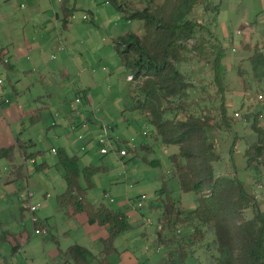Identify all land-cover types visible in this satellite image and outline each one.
Here are the masks:
<instances>
[{
	"label": "rangeland",
	"instance_id": "374dc122",
	"mask_svg": "<svg viewBox=\"0 0 264 264\" xmlns=\"http://www.w3.org/2000/svg\"><path fill=\"white\" fill-rule=\"evenodd\" d=\"M161 1L126 0L129 8L138 9ZM220 1V11L213 31L217 40L226 48V56H230L233 54L231 49L239 50L241 36L237 35V32L245 31L241 23L245 22V25H248L253 20V0ZM21 3L25 5L24 0H14L11 10L21 12ZM53 4L58 5L57 12L61 22L60 3L58 0H53ZM66 4L72 10L66 25V51L68 52L66 68L69 74L63 77L58 70L52 71L47 74L43 87L40 83L34 82L36 75H24L22 84H26L27 79H32L34 85L30 86L28 90L30 92H24L19 98L22 102L30 103L31 98L37 99L35 95L37 90L43 95L46 90H49V93L53 92L54 95L49 97V102L53 104L54 109L60 103L65 106L66 122L62 121L64 115L61 113L59 115V111L56 112L57 109H55L51 114L43 112L37 123L28 121L24 125L27 127L24 136H29L27 135L29 132L36 141L35 145L27 149L36 154L39 152L36 155L37 163L49 164V168L44 172H38L34 170V164L29 162V159L26 162L29 177L39 182V185L30 190L32 196L34 194L33 197L31 196V201L40 203L33 214L29 210L20 209L23 204L21 199L24 198H21L20 192H17L18 195L15 193L13 189L15 185L9 179L10 174H8L9 180L4 179L7 162L5 159H0V264H57L61 258H56V254H59L60 250H65L68 243L73 242L70 241L71 234L66 236L68 226L66 210L57 205V196L66 188L64 168L58 163L56 156L50 152L51 145L65 148L70 155L76 153L79 156L78 166L81 170L87 166L94 167L89 175L91 187L86 190L87 199L90 202L96 205L104 203L113 209L122 210L130 217L129 231L124 232L115 241V247L118 248L119 253L128 256L129 259L132 257L134 264H170L166 247L157 250L152 245L153 239L157 236L158 217L161 213L158 206L162 202V198L159 197L160 200L157 198L156 192L165 186L168 189L171 188V195L179 201L177 205L186 211L196 207L198 195L193 192H181L178 189V182L173 176L170 161V155L177 153L178 147L162 145L154 125L134 106L130 96V89L133 86L129 78L130 70L123 65L114 50V40L126 32L142 34V21H128L105 0H66ZM47 12H49L48 16L55 17L52 8ZM83 14L88 15V19H82ZM191 16L204 26L209 24L211 17L203 11L201 5L194 8ZM40 17L39 13L33 15L27 26L28 34L35 32L37 38H39L37 31L39 27H42V24L36 25L40 23ZM113 18H118L120 25H117V20ZM257 20V25L252 32L253 41L258 40L264 32V11L259 14ZM4 24L14 27L8 22ZM1 44L4 43L1 42ZM52 54L56 56L54 51L50 56ZM49 60L51 61L50 58ZM178 67L194 85L188 97L189 109L195 113L211 111L217 116L220 95L213 85V72L210 65L204 61H198L189 54L186 60L178 64ZM50 78L55 82H52ZM247 84L250 86L249 82ZM86 86L88 88H84ZM252 90L254 98L245 99L248 104H241L242 99L231 98L225 93L228 113L234 120L229 130L211 132L219 155L213 165L216 174L237 176L252 186L254 200L259 209L264 211V160L260 171L262 176L256 175L253 169H244V150L256 138L244 114L260 109L264 98L263 95L262 98L257 96L262 93L261 90L255 88ZM231 95L234 96L232 90ZM78 97L81 99L82 108L81 111L78 110L79 114L75 110L77 115L70 110L69 103H74L73 101ZM5 99L9 102V98L3 99V102L7 104ZM40 99L48 101L47 96ZM235 113H238V116H235ZM77 121L82 123L72 132L69 125ZM260 123L264 127V113L260 117ZM235 136L240 138L235 142L232 152L230 147ZM101 139L106 140L104 146L109 149V152L104 155L98 151ZM107 139L110 140V144ZM118 143L121 148L126 149V156L120 157L114 153L113 150L118 149ZM81 174H83L82 171ZM79 181L82 187L87 186L83 175H80ZM45 192H48V197L43 196ZM141 194H144L146 198L143 200V207L137 209L135 204L139 201ZM251 215V209L245 211L246 217L249 218ZM32 217L39 224V220L43 221L45 227L39 225L37 227L44 230L42 234L34 232ZM162 232L164 234V231ZM149 236L152 239H149ZM79 240L86 245L80 237ZM17 241L20 246L16 252L11 253V247ZM207 241H210L209 237ZM187 248L193 253L187 257L186 264L210 263L208 258L214 253L212 247L203 244L187 245ZM50 249L57 251L53 257ZM117 254L115 251L109 255L110 262L119 261Z\"/></svg>",
	"mask_w": 264,
	"mask_h": 264
},
{
	"label": "trees",
	"instance_id": "16d2710c",
	"mask_svg": "<svg viewBox=\"0 0 264 264\" xmlns=\"http://www.w3.org/2000/svg\"><path fill=\"white\" fill-rule=\"evenodd\" d=\"M105 1L128 21H142V34L127 32L114 40V50L123 65L130 70L133 82L130 96L134 106L154 125L162 145L178 147V152L170 155L171 170L177 179L178 189L198 195L196 207L186 211L177 205L179 201L171 195V188L165 186L156 192L162 202L158 206L161 213L157 236L152 245L157 250L166 247L170 264H186L187 257L193 253L187 245L203 244L214 251L208 258L209 264H264V211L259 209L254 200L252 186L237 176L216 174L214 171L213 164L219 155L211 132L229 130L234 120L228 113L225 98L226 48L213 31L220 0H162L141 9L129 8L126 0ZM197 5H201L203 11L211 15L206 26L191 16ZM61 10L65 26L72 14L66 0L61 1ZM189 54L211 67L213 85L220 95L217 116L211 111L195 113L189 109L188 97L194 85L178 67ZM248 60L249 72L237 66L238 79L244 90L251 88L252 80L264 79V53L255 49ZM247 82L250 86L246 85ZM260 115L259 111L244 114L256 135L255 140L244 150V169H253L256 175L262 176L264 127L260 123ZM239 138L235 136L230 147L232 152ZM33 145L35 142L31 139L21 141L16 137V147H0V159H5L10 167L4 179L12 180L11 183L17 189L25 185L26 164L15 162V152L27 162V159L39 154L29 152L27 147ZM117 148L121 149L119 143ZM55 149L54 155L64 168L66 184L64 192L57 196L58 207L64 210L70 207L76 213L83 212L90 224H97L107 231L99 256L78 244L69 246L65 254L74 264H90L96 258L100 264H109L108 257L116 250V239L130 228L129 216L104 203L96 205L90 202L86 190L91 187L89 175L94 167L87 166L81 170L76 153L70 155L63 147ZM46 164L40 163L34 170L48 167ZM80 175L87 181L85 188L80 185ZM21 200L23 205L20 209L29 210L28 203H25L28 200ZM248 209L252 210L249 218L245 216ZM32 224L34 228L39 227L35 220ZM208 237L210 241H207Z\"/></svg>",
	"mask_w": 264,
	"mask_h": 264
},
{
	"label": "crops",
	"instance_id": "0c3cea01",
	"mask_svg": "<svg viewBox=\"0 0 264 264\" xmlns=\"http://www.w3.org/2000/svg\"><path fill=\"white\" fill-rule=\"evenodd\" d=\"M13 1L14 0L0 1V43L1 42L4 43L0 45V79H2V84L0 85V147L1 148L16 147V137L19 138V140L21 141H27L30 139L34 141V139L30 136L29 132L27 133V135L29 134V136H24L26 134V128H27L24 125L27 124L28 121L29 123H37L43 112L47 114H51L53 110L57 109L55 111L56 112L59 111V115L60 113L64 115L62 121L66 122L65 106L62 105V103H60V105L55 107L54 109L53 104L49 102V97H52L54 93L53 92L49 93L48 92L49 90H46L44 92L45 95H43L42 92L38 93L37 90V93L35 94L37 99H35L34 97L31 98L30 103H28V101L22 102L19 100V98L23 95L24 92H30L28 90L30 86L33 87L34 82H36L37 84L40 83V86L43 87V83L46 81L47 79L46 76L48 73L58 70L61 73V75H63V77H66V74H69V70L66 68V53L68 52L66 51V25L64 26L62 21L63 13L60 22V17L57 12L58 5L53 4V0H47V1L41 0V2L40 0H24L25 5L23 3L20 4V8L22 11L14 12L13 10H11L12 9L11 6H13ZM61 1L62 0H58V3H60L59 4L60 8H61ZM47 2L49 4H46ZM51 8L53 9L55 15L54 18L47 15L49 14V12L47 11H49V9ZM263 11H264V0H253V7H252V12L254 15L253 20H251L250 24L248 25H245V22H242L241 26L245 28V31L237 32V35L241 36L239 40L240 41L239 50L231 49L233 54L230 56H225L226 83H227V90L225 91V93L228 94L231 98L235 97L238 99H242L241 104H245V103L248 104L245 100L248 97H250L251 100L254 98L253 95L254 91L252 90V88L253 89L255 88L257 90H264V79L260 81L258 80L253 81L249 74H247V76L249 79L252 80L251 81L252 86L250 89L244 90L243 87L241 86V82L238 79V75H237L238 65L243 67L249 72L250 63L248 59L255 49H258L260 52L264 53V32L260 35L258 40L255 41L252 40L253 39L252 32L257 25V21H258L257 18L259 14ZM37 13H39L41 17H40V23L36 25L38 26L42 24V27H39V30L37 31L39 38H37L36 36L37 34L35 32L34 34H28V27H27L31 17ZM87 19H88V15H87ZM113 19L115 21L117 20V25L118 24L120 25V23H118V18L117 19L113 18ZM6 22L10 23V26H14V27L11 28L7 26L6 24H4ZM53 51L56 53V56L53 54L50 56V54ZM49 58L51 59V61L49 60ZM2 59L5 61L3 62ZM24 75L25 76L36 75V79L34 82L31 81L32 79L29 80L27 79V83L23 85L22 76ZM50 80L52 82H55L52 78H50ZM84 88H88V87L86 86ZM83 90L86 92L85 89ZM231 90L234 92V96L231 95ZM260 95L264 96V91H262ZM43 96H47L48 101H41L40 98H43ZM4 97L9 98V102H7V104L3 102ZM35 100L37 101L35 102ZM70 104L71 103H69V108H71L70 110L73 113H75V109L81 111L82 106L80 103L76 104V106L73 108L70 106ZM261 105L262 106L260 107V109L257 110L261 112L260 117L264 113V98ZM77 113L79 114L78 111ZM36 114H39V116L35 117ZM81 123L82 122L80 121L71 123L69 127L72 130V132L78 129L77 127H80ZM34 142L36 144V141ZM51 147L58 148L60 146L51 145L49 149ZM82 147L83 146H80V148ZM37 158L38 156L29 159V162L34 164V168L40 164L36 162ZM14 159L15 162L19 165L26 164L25 159L21 156V154L19 153L17 154V152H15ZM47 165L48 167L39 171L44 172L46 169L49 168V164H46V166ZM24 168L26 170V165L24 166ZM9 169L10 167L5 166L6 173L8 172L7 170ZM36 185H39V182L35 178L31 179L26 170V180L24 185L26 187L24 186H23L24 188L20 187L21 188L20 190L17 189L18 187L15 188V186L13 185L12 186L14 191L16 193L17 192L19 193L27 189L31 190L34 187H36ZM47 193L48 192H45L43 196L48 197L49 194ZM104 196H106V194H104ZM128 219H130V217ZM39 222H40V224L38 223L39 226L45 227L42 220H39ZM66 223L68 225L66 228V236H69L71 234L70 241H73L68 243V245H66V249L73 244H78L88 248L92 253H94L97 256L101 254L103 250L102 240L107 237V231L104 227H101L97 224H90L87 221V217L85 213L83 212L76 213L70 207L66 208ZM74 234L75 236L73 237ZM78 236L81 238V240L85 241L86 245L81 243L80 240L78 241L79 239ZM149 239L152 238L149 236ZM19 246H20L19 242L18 241L15 242L14 246L11 247V253L16 252ZM117 249L118 248L116 247L115 251L116 253H118L117 257L119 261L117 263H113L110 262L109 260V264H134V262L131 260L132 257H130L131 259H129L128 256L120 254ZM65 250H60L59 254L57 253V251L55 252L51 249L49 251L52 254L51 255L52 257L57 253L56 258L58 257L61 258L60 260H58L57 264H74L73 261L70 259V257L65 254ZM90 264H100L99 259L97 258L94 259Z\"/></svg>",
	"mask_w": 264,
	"mask_h": 264
},
{
	"label": "built area",
	"instance_id": "2783aa9c",
	"mask_svg": "<svg viewBox=\"0 0 264 264\" xmlns=\"http://www.w3.org/2000/svg\"><path fill=\"white\" fill-rule=\"evenodd\" d=\"M0 1H1V0H0ZM82 18H83V19H87V15H86V14H83V15H82ZM4 61H5V60H3V62H4ZM129 78H131V77H129ZM1 83H2V79H0V84H1ZM258 98H262V96H261V95H258ZM5 101L7 102V99H5ZM73 102H74V103H71V104H70V106H71L72 108L75 107L76 104L81 103V99L78 97V98H76ZM75 110H76V109H75ZM77 111H78V110H77ZM235 116H238V113H235ZM105 142H106V140H104V139H101L100 142H99V146H100V147H99L98 151H99V153L102 154V155L107 154V153L109 152V149H108L106 146H104ZM107 142H108V144H110V140H109V139H107ZM82 148H83V147H82ZM113 151H114L115 154H117V155L120 156V157H123V156L126 155V150H125L124 148H121V149H114ZM51 152H52L53 154H56V149H55V147H52V148H51ZM20 196H21V198H24V199L28 200V208H29V211H30L31 213H33V212L38 208L39 203H33V202L31 201L32 193L30 192L29 189H27V190H25V191H22V192L20 193ZM145 198H146V196H145L144 194H141V195H140L139 201H137V203L135 204L136 208H142V207H143V202H144L143 200H145ZM34 220H35V219L32 217V221H34ZM34 232H35V233H38V234H42V233L44 232V230H41V229L35 228V229H34Z\"/></svg>",
	"mask_w": 264,
	"mask_h": 264
}]
</instances>
